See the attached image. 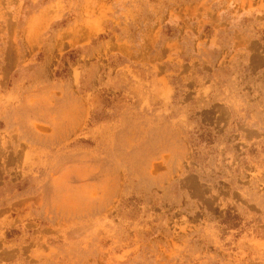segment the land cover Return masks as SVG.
<instances>
[{"label":"rangeland","instance_id":"rangeland-1","mask_svg":"<svg viewBox=\"0 0 264 264\" xmlns=\"http://www.w3.org/2000/svg\"><path fill=\"white\" fill-rule=\"evenodd\" d=\"M0 264H264V0H0Z\"/></svg>","mask_w":264,"mask_h":264}]
</instances>
